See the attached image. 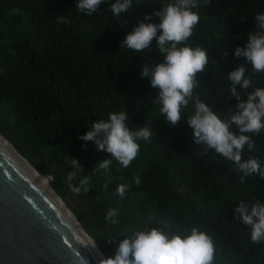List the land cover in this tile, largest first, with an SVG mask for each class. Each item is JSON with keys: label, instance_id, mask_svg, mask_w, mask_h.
Returning a JSON list of instances; mask_svg holds the SVG:
<instances>
[{"label": "trees", "instance_id": "obj_1", "mask_svg": "<svg viewBox=\"0 0 264 264\" xmlns=\"http://www.w3.org/2000/svg\"><path fill=\"white\" fill-rule=\"evenodd\" d=\"M114 2L104 0L85 15L77 0H0V135L39 175L53 178L50 187L104 257L113 255L116 245L109 239L118 241L121 232L167 225L210 235L214 264H264V243L251 242L250 228L233 214L241 200L264 203V178L254 174L241 183L232 162L211 150L197 155L200 147L185 120L194 111L191 101L175 126L164 119L158 90L141 77L143 64L163 61L155 41L151 52L120 48L145 13L174 0H132L120 16L111 12ZM194 11L200 19L187 44L209 55L194 92L226 116L236 110L227 73L237 65L243 63L253 80L247 92L264 88V73L233 55L256 30L254 17L264 12V0H210ZM237 90L246 98L245 90ZM120 111L129 117L130 129L147 125L154 132L152 141H138V156L127 168L92 142L82 147L78 138L93 121ZM252 138L257 147L246 148L243 157H255L264 167V131ZM72 158L83 166L72 183L89 177L86 193H73L65 182L74 170ZM103 159L112 160L107 172L97 170ZM125 183L129 188L121 197L117 186ZM109 208L119 209L118 224L106 221Z\"/></svg>", "mask_w": 264, "mask_h": 264}, {"label": "clouds", "instance_id": "obj_2", "mask_svg": "<svg viewBox=\"0 0 264 264\" xmlns=\"http://www.w3.org/2000/svg\"><path fill=\"white\" fill-rule=\"evenodd\" d=\"M102 3L104 0H77L76 8L85 15H92ZM209 5L210 0H174L151 13H145L143 19L120 41V48L135 53L151 52L155 41L156 53L163 56V61L143 64L141 77L148 78L151 87L158 90L155 99L160 104L159 110L164 119L175 126L191 101L194 111L185 120L192 131L193 142L200 147L197 155L203 156L211 150L232 162L235 170L242 174L241 183L254 174L264 178V167L259 160L243 157L246 148L251 152L257 147L252 135L264 131V88L246 91L252 86L253 80L246 75L247 69L242 63L227 73L230 81L228 94L236 101L235 111L221 116L194 92L200 84L198 74L204 73L209 64V55L201 47L189 46L187 41L193 36L200 19L198 11L194 9ZM131 7L132 0H115L111 4V12L120 16ZM153 16L159 18L158 23L151 22ZM254 20L256 30L247 33L245 44L236 46L233 55L243 57L252 66L253 72L264 73V12H257ZM238 87L246 91V98H242ZM128 121L125 111L109 113L107 120L93 121L90 128L78 137L85 142L82 147L86 148L87 142H92L97 151L105 152L123 168L129 167L140 151L138 141H152L154 132L147 125L132 130ZM70 164L74 170L66 175L68 188L76 194L81 191L86 193L89 190V177L81 178L78 185L72 183L83 166L76 158H72ZM111 164V159H103L98 162L97 170L107 172ZM134 182L139 184V178L135 177ZM128 188L126 183L119 184L118 195L123 197ZM233 209L234 218L250 228L251 242L264 243V203L249 204L241 200ZM118 215L119 209L109 208L105 219L115 225L119 223ZM120 236L123 238L118 241L109 239L115 243V251L113 255L102 258V264L215 262L213 238L196 227L185 233L182 230L172 231L167 225L141 226L121 232Z\"/></svg>", "mask_w": 264, "mask_h": 264}, {"label": "water", "instance_id": "obj_3", "mask_svg": "<svg viewBox=\"0 0 264 264\" xmlns=\"http://www.w3.org/2000/svg\"><path fill=\"white\" fill-rule=\"evenodd\" d=\"M0 137L12 147L0 139V264H102L105 257L50 187L53 178Z\"/></svg>", "mask_w": 264, "mask_h": 264}, {"label": "bare ground", "instance_id": "obj_4", "mask_svg": "<svg viewBox=\"0 0 264 264\" xmlns=\"http://www.w3.org/2000/svg\"><path fill=\"white\" fill-rule=\"evenodd\" d=\"M0 139L7 145V146H9L11 149H12V147L5 141V140H3L1 137H0ZM23 160V159H22ZM24 161V160H23ZM25 162V161H24ZM26 163V165L46 184V186L51 190V188L49 187V185L47 184V182L45 181V179L44 178H42V177H40L30 166H29V164L27 163V162H25ZM52 191V190H51ZM52 193H53V191H52ZM54 194V193H53ZM55 195V194H54ZM56 196V195H55ZM58 199V198H57ZM59 201H60V199H58ZM61 202V204L64 206V203L62 202V201H60ZM64 208L66 209V207L64 206ZM68 212V211H67ZM69 213V212H68ZM70 214V213H69ZM71 215V214H70ZM71 217H72V215H71ZM73 218V217H72ZM78 225V224H77ZM87 238H88V240L90 241V243L93 245V247L96 249V251H97V248L95 247V245L93 244V241L91 240V238L87 235L86 236ZM98 252V251H97ZM99 253V252H98ZM101 256V255H100Z\"/></svg>", "mask_w": 264, "mask_h": 264}, {"label": "rangeland", "instance_id": "obj_5", "mask_svg": "<svg viewBox=\"0 0 264 264\" xmlns=\"http://www.w3.org/2000/svg\"><path fill=\"white\" fill-rule=\"evenodd\" d=\"M48 177H49V176H48ZM50 182H51V181H49V182H48V183H49V185H50ZM64 205H65V204H64ZM65 206H66V205H65ZM67 209H68V208H67ZM68 210H69V209H68Z\"/></svg>", "mask_w": 264, "mask_h": 264}]
</instances>
